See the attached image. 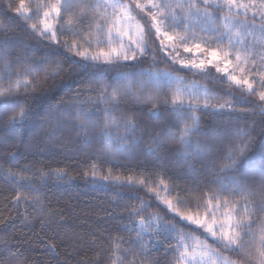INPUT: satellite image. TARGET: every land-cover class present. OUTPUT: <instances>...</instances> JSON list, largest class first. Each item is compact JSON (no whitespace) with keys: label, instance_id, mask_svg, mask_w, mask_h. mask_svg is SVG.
I'll use <instances>...</instances> for the list:
<instances>
[{"label":"snow or ice","instance_id":"1","mask_svg":"<svg viewBox=\"0 0 264 264\" xmlns=\"http://www.w3.org/2000/svg\"><path fill=\"white\" fill-rule=\"evenodd\" d=\"M12 10L41 43L47 42L49 50L39 58L29 56L31 45L6 35L10 22L0 21V122L13 128L36 117L29 105L19 102L21 94L27 97L43 91L50 77L64 71L69 59L74 66L90 63L93 68L112 70L114 74L104 82L77 90L71 103L58 102L60 112L48 113L52 127L45 136L60 131L65 147L78 143L90 146L89 155L97 153L89 163L90 171L82 173L84 179L148 188L172 216L167 220L158 211L148 212L150 205L137 197L139 203L125 206L126 222L122 219L117 225L128 235L93 234L89 243L96 246L95 255L82 257L78 264H149L152 251L169 239L175 241L165 248V253H175L169 264H264V129L258 141L247 125L235 131L225 128L223 137L213 129L207 139L194 140L197 133L207 131L200 128L198 112L244 113L260 116L264 123V0H38L34 8L19 0ZM34 17L36 22L27 23ZM64 33L73 38L62 41ZM58 46L73 55L59 53ZM58 53L63 61L52 59ZM149 55L151 62L145 67ZM162 61L169 66L158 67ZM45 64L48 67L42 68ZM72 65L69 72L75 71ZM181 72L226 83V95L233 99L213 103L219 101L222 89L214 91ZM231 89L255 97L252 107L238 109L235 105L240 100ZM124 101L130 102L123 104L127 111L116 115ZM136 106L148 108L147 120L135 114ZM178 125L182 126L173 134L171 129ZM145 136L149 140L141 150ZM166 139L177 141V158L185 163L190 158L200 160L207 169L203 184L182 190L187 200L180 191L173 197V187L162 177L113 176L111 168L103 172V165L117 162L118 156L128 159L142 152L157 153ZM0 172L27 189L12 197L16 204L39 206L41 212L46 205L35 185L48 177L63 180L68 176L63 169L41 171L31 166L21 171L0 166ZM178 205L196 211H181ZM39 222L43 227L53 219L48 216ZM63 222L61 216L58 223ZM71 239L77 250L83 249L82 236ZM209 239L219 247L210 246ZM0 247L9 253L0 264H28L10 251L15 245L9 240L0 239Z\"/></svg>","mask_w":264,"mask_h":264},{"label":"trees","instance_id":"2","mask_svg":"<svg viewBox=\"0 0 264 264\" xmlns=\"http://www.w3.org/2000/svg\"><path fill=\"white\" fill-rule=\"evenodd\" d=\"M18 1L0 0V21L10 22V30L5 34L13 40L31 45L27 53L29 56L34 54L37 58L42 57L49 50L48 44L47 42L41 43L26 27L23 19L16 18V13L12 9L18 5ZM9 5H12V8ZM69 36L68 33H64L60 39L62 41L69 40ZM58 47L59 53H64L67 56L73 55L68 53L65 47ZM59 53L52 59L59 58L63 61V57L59 56ZM157 55L159 58L158 50ZM150 62L151 55L145 61L144 66H148ZM70 65L72 62L69 59L67 63L63 64L64 71L50 77L43 91L37 90L27 97L21 94L19 102L29 105L37 113L36 117L13 128H7L0 122V166L3 169L12 168L21 171L25 166H31L33 170L48 171L59 168L68 174L63 180L52 176L48 177L45 182L35 185L41 189L39 195L46 205L44 211L41 212L39 206L33 207L23 201L16 204L12 197L16 195L17 191L27 192V189L13 184L6 178V173L0 172V239H7L12 245H15V247H11L10 251L18 253L20 259L26 260L28 264H78V261L84 256L94 257L96 246L89 243L93 234L111 232L114 235H128L127 231L119 230L117 225L121 223L122 219L126 222L125 206L139 203L137 197L150 205L147 209L148 212L158 211L165 219H172L162 202L149 192L148 188H141L138 185L118 187L106 182L94 184L90 179H84L82 173L90 171L89 163L97 155V153L89 155L90 146L86 147L77 143L65 147L60 131H55L52 137L45 136V131L52 127L48 123L52 119L48 113L51 111L56 115L60 112V109L56 107L58 102L63 100L71 103L70 97L76 95L77 90L85 89L90 83L94 84L97 81L102 83L114 74L110 69L93 68L90 63L86 67L72 65L75 71L69 72ZM157 66L166 67L169 65L162 61ZM41 67L47 68L48 65L45 64ZM180 74L188 80L205 84L214 91L222 89L219 101L214 100L215 102L233 99V96L226 95L229 91L226 83L219 84L192 72H181ZM40 75H43V71L40 72ZM231 91L240 100L235 105L238 109L252 107L251 101L255 100V97H249L236 89H231ZM81 95L83 97V93ZM244 101L249 102L245 103ZM124 103L130 102H122V107L116 110V115H119L121 111H127L123 107ZM147 110V107L140 106L133 109L142 120L148 119ZM197 115L201 117L200 128L207 131L197 133L194 140L207 139L213 129H217L218 134L223 137L225 128L235 131L237 128L247 125L254 141H258L261 131L264 129V123L261 122L260 116L244 113H234L229 116L225 113L212 111L198 112ZM99 116L102 119L103 113H99ZM95 118L93 117V119ZM163 119L162 117L161 122ZM181 126L172 128L173 134H176L178 127ZM157 130L159 129L157 128ZM148 140L149 137L145 136L141 150L146 149ZM218 143H223V141H218ZM176 144L177 141L166 139L163 148L158 149V152L151 156L143 152L138 157L134 156L128 159L118 156L117 162L103 165V172L106 174L107 169L111 168L113 176L123 177L131 174L139 177L147 175L152 180L162 177L169 186L173 187V197L177 191H180L187 200L188 196L182 190L184 188L195 189L197 185L203 184L207 177V169L203 168L200 160L190 158L189 163H185L183 159L177 158L175 155ZM157 155L160 156L159 160L156 159ZM189 164L192 167H189ZM69 176L73 179H69ZM204 190L207 191V189ZM117 193L121 195L117 196ZM183 206L185 210H195L194 207ZM48 216L52 217L53 222L46 223L42 227L39 221ZM61 216L64 222L58 223ZM74 235L83 237V249L77 250L74 247L71 239ZM169 244H175V241L164 240L162 244L157 245L158 250L152 251L149 264H156L157 261L159 264H169V261L175 256V253L171 251L165 253V248ZM52 245L55 247L52 248ZM0 252L4 253L0 259L6 261L9 253L5 252L2 247H0ZM224 254L231 255L232 259H238L234 254L227 252Z\"/></svg>","mask_w":264,"mask_h":264},{"label":"rangeland","instance_id":"3","mask_svg":"<svg viewBox=\"0 0 264 264\" xmlns=\"http://www.w3.org/2000/svg\"><path fill=\"white\" fill-rule=\"evenodd\" d=\"M38 2V0H25V4L29 7V8H34L35 7V5H36V3ZM18 4H19V1H18ZM249 15H251V13H249ZM21 19H23L22 17H20ZM241 18H243V17H241ZM23 21H24V19H23ZM34 22H36V18L34 17V19L33 20H31V21H28L27 23H34ZM257 22H259V21H257ZM73 37H71V36H69V40H71ZM225 47H227V45H225ZM213 103H216L215 101H213ZM164 193H163V191L161 190V195H163ZM38 207V206H37ZM178 207H180V209H181V211H191V210H185V207L183 206V205H178ZM192 212H195V210H193ZM201 215L203 216V211H201ZM37 216H39V215H37ZM182 226V225H181ZM194 227H196V226H193V228ZM185 231H193V229L192 228H185L184 229ZM202 231V230H201ZM194 235H197V236H200V233L199 232H194ZM201 239H204V237L203 236H201L200 237ZM208 244L210 245V246H212V247H219L218 245H215V244H213L212 243V241L209 239L208 240Z\"/></svg>","mask_w":264,"mask_h":264}]
</instances>
